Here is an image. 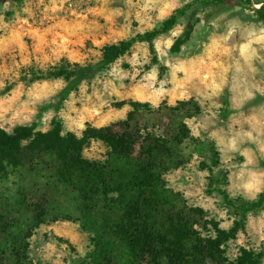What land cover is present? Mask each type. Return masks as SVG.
Masks as SVG:
<instances>
[{
    "label": "rangeland",
    "instance_id": "obj_1",
    "mask_svg": "<svg viewBox=\"0 0 264 264\" xmlns=\"http://www.w3.org/2000/svg\"><path fill=\"white\" fill-rule=\"evenodd\" d=\"M5 2L0 0V14L9 25L0 28V39L4 41L0 44V80L4 84L0 100L7 101L17 88L22 94L0 118V264H120L117 258L129 256L126 247L116 244L113 248L112 242L123 213L119 186L129 191L135 184L131 178L136 177L132 173L137 165L136 149L132 155L122 156L106 152L100 142L91 143L82 154L87 160L100 161L103 168L99 167L97 173L101 181L89 176L86 187L80 185L81 170L71 161L62 169L65 174L75 175L71 183H65L59 175L61 163L53 152L20 149L16 157L19 163L9 159L15 153L9 151L7 138L18 128L35 125V132L40 134L59 132L61 137L71 134L82 138L89 128L114 124L122 128L120 133L135 135L139 144L143 142L151 152V161L141 160L144 167L149 166L154 181L152 189H140L146 192V200H152V193L159 196L169 204L163 210L174 208L186 216L201 239H215L223 232L221 236L228 241L221 249V262H234L245 250L261 254L260 263L264 264V205L247 213L245 221L241 214V209L255 202L264 188V49L254 45L256 55L248 63L240 60L239 71L234 59L237 53H233L234 58L221 57L232 66L224 73L223 82L219 76L216 78L220 87L215 91L193 79L181 89L186 99L170 105L165 95L153 105L139 102L138 87L152 83L144 77L153 67L157 70L155 88L160 87L161 80L171 79L170 72L157 60L153 43L152 48L147 44V63L145 43H134L127 53L88 77L61 102L60 95L68 83L63 78L45 76L52 68H71L73 64L67 53L55 64H43L45 55L52 56L56 47L52 41H59L57 34L68 37L69 52L84 57L76 64L96 67L104 47L140 35L134 18L126 39L120 37L124 16H113L111 22L105 19L115 9L127 12L129 8L124 0H69L63 11L46 14L49 0H9L7 10L3 8ZM235 5L233 1L216 5L213 0H192L178 9L172 17L176 22L182 17L187 28L163 59L176 63L199 55L203 28L197 12L207 10V21ZM73 11L87 14V20L82 21L87 27L75 28L80 21L71 14ZM132 12L134 16L135 10ZM17 14L19 20L28 19V24L19 23ZM60 24L63 26H56ZM162 26L157 22V29L151 32ZM102 37H108V42L95 48L92 40ZM113 39L117 41L111 42ZM237 41L239 34L228 44ZM181 45H185L184 52ZM25 59L29 63L25 64ZM177 76L182 78L183 73ZM45 82L44 94L39 98L29 95L30 90L36 91L37 84ZM164 87L171 89L173 85L165 83ZM150 91L146 90L145 95ZM3 107L8 108V103ZM29 144L27 141L23 146ZM49 244L53 249L47 248ZM110 250L117 251L110 255Z\"/></svg>",
    "mask_w": 264,
    "mask_h": 264
},
{
    "label": "trees",
    "instance_id": "obj_2",
    "mask_svg": "<svg viewBox=\"0 0 264 264\" xmlns=\"http://www.w3.org/2000/svg\"><path fill=\"white\" fill-rule=\"evenodd\" d=\"M235 2L243 6H250L251 0H213L216 5H223L228 2ZM260 3L261 0H255ZM258 19L264 20V9L258 13ZM176 23L174 17L163 23L159 31L138 35L128 41L119 42L116 45H109L101 50V60L95 66L72 65L71 68H52L47 72L45 79L63 78L67 83V87L60 95V101L64 102L67 97L75 92L77 87L88 77L96 74L99 69H104L112 65L116 60L127 53L134 43H145L152 48L153 38L160 32H167ZM59 69V70H58ZM119 128V130H116ZM122 128L119 124L112 126L92 129L89 128L83 133L82 138H75L68 134L61 137L59 132H50L40 134L35 132V125L31 127H22L15 130L9 140V151H13L15 156H9L13 163H19L17 155L21 154L20 149L27 150L29 153H47L53 152L59 158L58 160L64 167L69 161L81 170L80 185L86 187L90 178L101 181L100 161L87 160L82 151L91 143L100 142L104 144L108 150L116 155H132L137 152L136 169L132 173L131 180L135 183L131 190L126 191L121 188V205L123 208L120 223L116 227L115 241L112 242L113 248L116 244L126 247L127 254L124 258H117L120 264H261V254H253L248 251H241V256L234 262H221L223 258L222 247L228 241L226 237H222L223 232L218 233L215 239H201L192 231V225L187 217L183 216L179 211L171 208L165 212L163 208L169 206L159 196L152 195V200H146V192H140V189H152V174L149 166L142 163V158L152 160L149 150L143 146V142L139 144L135 135L119 132ZM29 141L30 144L23 146L24 142ZM33 145L36 148H33ZM136 149V150H135ZM107 162V161H106ZM104 164V163H103ZM264 167V162L262 163ZM103 168V167H100ZM59 169L60 177L65 183H71L74 173L65 174V168ZM88 170H91L88 172ZM86 172V175H84ZM83 176V177H82ZM128 195V196H127ZM127 196V198H125ZM154 197L157 199L154 202ZM264 205V188L258 195L255 202L248 204L241 209L242 221H245L249 212L259 210ZM41 225V222H38ZM118 230V231H117ZM112 241V240H111ZM96 249V248H95ZM117 250H110L113 255ZM118 253V252H117Z\"/></svg>",
    "mask_w": 264,
    "mask_h": 264
},
{
    "label": "clouds",
    "instance_id": "obj_3",
    "mask_svg": "<svg viewBox=\"0 0 264 264\" xmlns=\"http://www.w3.org/2000/svg\"><path fill=\"white\" fill-rule=\"evenodd\" d=\"M43 3V0H40ZM107 0H105V3ZM69 0H49V6L45 7V13H57L64 10V5L68 4ZM192 3V0H124V4L129 8V11L125 12L122 9L113 10L105 19L111 22L113 16H124L125 25L123 31L120 33L121 38H128L132 19L134 18L137 23V32L140 35H144L146 32H151L157 29V22L160 25L164 21L171 18L172 15L178 10L183 8L185 5ZM9 7V0L3 5V8L7 10ZM71 7V5H69ZM135 10L134 16L132 10ZM261 9H264V0L260 3H256L255 0H251L250 6H241L239 4L233 6L229 11L221 12L219 15H215L214 18L205 20V16L208 15L207 10L199 11L196 14V18L199 20L200 26L203 28L201 33V39L199 47L202 48V52L199 55L187 56L186 59L178 60L176 63H172L170 60H164L163 57L169 55L170 50L175 45L176 41L180 39L185 33L187 28V22L182 18L178 17L177 22L167 30V32H160L153 38V44L156 51V57L158 61H162L164 66L170 72V80H161L160 87L155 88L154 84L157 79L156 67H153L152 71L144 77V79L151 81L152 83L140 85L136 91V97L139 102H150L153 105H157L161 97L167 95L169 97V104H173L175 100H184L187 98L186 92L181 91L184 89L187 83H190L193 79H198L201 83L205 84L206 88L215 91L220 87L216 82V78L219 76L221 82H223L224 73L228 71V68L232 65H226L221 60V57L234 58L233 53L238 54V58L235 59V65L237 71L240 70L239 61L243 60L248 63L253 56L257 53V48L254 45L264 49V20L258 19V13ZM28 12V9H24ZM89 12H94V9H89ZM234 13H241L242 15H233ZM73 16H77L80 23L75 25L77 30H82L87 27L82 21L87 20L86 13H71ZM29 15H31L29 13ZM229 17H231L229 19ZM251 17V19H245ZM51 18V17H49ZM18 22L27 25L28 19L19 20V14H17ZM4 15L0 14V28L6 29L9 27L4 22ZM223 22V23H222ZM57 27L63 26L62 24L56 25ZM224 28V31H220ZM194 34V31H193ZM239 34L240 41L229 45L228 42L235 35ZM59 41L54 39L52 44L56 47L52 49V56L45 55L43 57V64L51 62L53 64L60 61L61 57L67 53V59L70 64L79 63L84 57L78 56L76 53L69 52L68 44L70 43L67 36L57 34ZM133 36L136 33H132ZM117 40L113 39L111 42L115 43ZM108 42V37H102L101 39H93L92 44L95 48H101L103 44ZM4 41L0 39V44ZM81 47H83L82 41ZM23 48L24 46L21 45ZM181 51H185V45H181ZM145 57V63L149 62L148 57L150 55L147 41L143 48ZM135 59V56H134ZM27 64L29 61L24 60ZM177 73H183L182 78H178ZM165 83H171L173 87L166 89ZM3 81L0 80V88H3ZM22 87V85L20 86ZM36 91H29L30 96H36L39 98L40 95L44 94V89L47 88V82L42 86L37 84L35 86ZM152 89L145 95V91ZM20 88L13 93V95L7 100H0V118L3 114L9 111L11 103L18 99L21 95ZM8 103L9 107L5 108L3 105ZM26 110V105H25ZM87 111V109H85ZM99 115V113H96ZM19 115V113H16ZM15 118V116L13 117ZM83 120V117H81ZM83 128V123L79 125ZM34 238V237H33ZM53 245H47L48 249H53Z\"/></svg>",
    "mask_w": 264,
    "mask_h": 264
},
{
    "label": "crops",
    "instance_id": "obj_4",
    "mask_svg": "<svg viewBox=\"0 0 264 264\" xmlns=\"http://www.w3.org/2000/svg\"><path fill=\"white\" fill-rule=\"evenodd\" d=\"M96 143L99 144V142H96ZM100 144L105 148V151H106V152L109 151L108 148H107L104 144H102V143H100ZM94 161H96V160H94Z\"/></svg>",
    "mask_w": 264,
    "mask_h": 264
}]
</instances>
